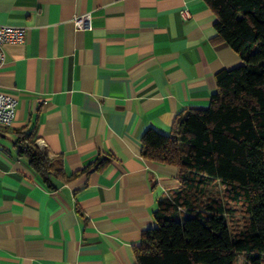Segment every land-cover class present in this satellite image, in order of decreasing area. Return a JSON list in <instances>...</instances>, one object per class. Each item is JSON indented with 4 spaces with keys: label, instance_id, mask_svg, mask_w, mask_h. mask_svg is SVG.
<instances>
[{
    "label": "crops",
    "instance_id": "0c3cea01",
    "mask_svg": "<svg viewBox=\"0 0 264 264\" xmlns=\"http://www.w3.org/2000/svg\"><path fill=\"white\" fill-rule=\"evenodd\" d=\"M216 20L205 0H0V25L25 29L0 64L17 100L0 125V264L135 263L178 186L176 166L142 156L143 133L208 107L215 74L242 64ZM21 134L61 164L53 186L19 154Z\"/></svg>",
    "mask_w": 264,
    "mask_h": 264
},
{
    "label": "trees",
    "instance_id": "16d2710c",
    "mask_svg": "<svg viewBox=\"0 0 264 264\" xmlns=\"http://www.w3.org/2000/svg\"><path fill=\"white\" fill-rule=\"evenodd\" d=\"M217 16V38L242 64L215 74L208 107L178 115L168 134L147 129L144 158L178 168V186L159 199L155 226L133 248L134 264H264V0H205ZM19 154L44 182L61 172L34 144L18 138ZM98 160L85 170L99 168ZM217 184L222 196L206 193ZM239 205L245 223L226 215Z\"/></svg>",
    "mask_w": 264,
    "mask_h": 264
},
{
    "label": "built area",
    "instance_id": "2783aa9c",
    "mask_svg": "<svg viewBox=\"0 0 264 264\" xmlns=\"http://www.w3.org/2000/svg\"><path fill=\"white\" fill-rule=\"evenodd\" d=\"M184 18L189 17V12L186 9L181 10ZM76 28H85L90 23V15H76L73 19ZM25 35L23 27H14L8 25H0V64L4 58V45L6 43L22 42ZM17 100L14 96L6 93L0 88V125L9 126L13 123L16 116Z\"/></svg>",
    "mask_w": 264,
    "mask_h": 264
},
{
    "label": "rangeland",
    "instance_id": "374dc122",
    "mask_svg": "<svg viewBox=\"0 0 264 264\" xmlns=\"http://www.w3.org/2000/svg\"><path fill=\"white\" fill-rule=\"evenodd\" d=\"M206 193L218 198L222 196V189L219 185L210 183L206 186ZM229 206L234 209V211L226 215L229 227L232 229L241 228V226L245 223V218L240 206L232 204H229ZM238 264H242L241 260H238Z\"/></svg>",
    "mask_w": 264,
    "mask_h": 264
}]
</instances>
